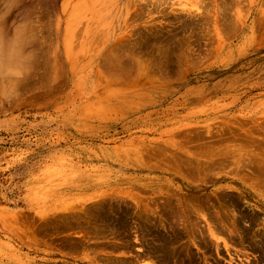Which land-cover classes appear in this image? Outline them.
<instances>
[{
	"label": "rangeland",
	"instance_id": "rangeland-1",
	"mask_svg": "<svg viewBox=\"0 0 264 264\" xmlns=\"http://www.w3.org/2000/svg\"><path fill=\"white\" fill-rule=\"evenodd\" d=\"M263 238L264 0H0V264H264Z\"/></svg>",
	"mask_w": 264,
	"mask_h": 264
},
{
	"label": "bare ground",
	"instance_id": "bare-ground-1",
	"mask_svg": "<svg viewBox=\"0 0 264 264\" xmlns=\"http://www.w3.org/2000/svg\"><path fill=\"white\" fill-rule=\"evenodd\" d=\"M229 12H230V11H229ZM177 17H178V16H177ZM224 25H225V24H224ZM230 25H231V24H230ZM233 25H234V24H233ZM201 27H202V26H201ZM170 43H171V42H170ZM151 44H152V43H151ZM151 44H150V45H151ZM169 47H170V46H169ZM131 48H132V47H131ZM123 49H124V48H123ZM120 51L122 52L123 50L120 49ZM123 53H124V52H123ZM128 54H129V53H128ZM177 54H178V53H177ZM135 56H136V55H135ZM124 58H125V57H124ZM166 58H167V57H166ZM140 66H141V65H140ZM232 129H233V128H232ZM181 138H182V137H181ZM223 140H224V139H223ZM223 140H222V141H223ZM236 140H237V139H236ZM255 140H256V139H255ZM224 142H225V141H224ZM236 142H237V141H236ZM238 142H239V141H238ZM220 144H221V143H220ZM257 144H258V143H257ZM261 146H262V145H261ZM203 153H204V152H203ZM151 154H152V153H151ZM211 155H212V154H211ZM127 156H128V155H127ZM150 156H151V155H150ZM261 156H262V155H261ZM137 157H138V156H137ZM145 158H147V156H146ZM155 158H156V157H155ZM128 159H129V158H128ZM148 159H149V158H148ZM142 160H143V159H142ZM145 161H146V160H145ZM216 161H218V160H216ZM193 162H194V161H193ZM218 162H220V161H218ZM164 163H165V162H164ZM166 163H167V162H166ZM213 163H215V162H213ZM216 163H217V162H216ZM177 164H178V163H177ZM217 164H218V163H217ZM174 166H176V165H174ZM178 166H180V165H178ZM181 166H183V165H181ZM181 166H180V168H181ZM199 166H200V165H199ZM217 166H218V165H217ZM187 167H188V166H187ZM254 167H255V166H254ZM257 167H258V166H257ZM178 168H179V167H178ZM204 169H205V168H204ZM217 169H218V168H217ZM256 169H257V168H256ZM256 169H255V170H256ZM257 170H258V169H257ZM257 170H256V171H257ZM262 170H263V169H262ZM181 171H182V170H181ZM202 171H203V170H202ZM178 172H179V171H178ZM185 172H187V171L185 170ZM262 172H263V171H262ZM262 172H260L259 174H261ZM255 173H256V172H255ZM257 173H258V171H257ZM190 174H191V173H190ZM193 175H194V174H193ZM256 175H257V174H256ZM203 176H204V175H203ZM194 177H195V176H194ZM194 177H193V178H194ZM262 177H263V176H262ZM204 178H205V177H204ZM258 179H259V178H258ZM260 183H261V182H260ZM260 183H259V184H260ZM256 185H257V184H256ZM261 187H262V186H261ZM257 188H258V187H257ZM149 191H150V190H149ZM143 192H144V191H143ZM178 192H179V191H178ZM166 194H167V193H166ZM172 196H173V195H172ZM182 198H183V197H182ZM111 199H112V198H111ZM171 199H172V198H171ZM173 199L175 200V198H173ZM117 200H118V199L116 198V201H117ZM179 200H180V199H179ZM106 201H107V200H106ZM126 201H127V200H126ZM146 201H147V200H146ZM149 201H150V200H149ZM163 201H164V200H163ZM181 201H183V199H182ZM231 201H232V200H231ZM102 202H103V201H102ZM124 202H125V201H124ZM147 202H148V201H147ZM150 202H151V201H150ZM150 202H149V204H150ZM154 202H155V201H154ZM157 202L159 203V201H157ZM157 202H155V203H157ZM167 202H168V201H167ZM183 202H184V201H183ZM111 203H113L112 200H111ZM120 203H121V202H120ZM151 203H152V202H151ZM158 203H157V204H158ZM160 203H161V202H160ZM162 203H163V202H162ZM162 203H161V204H162ZM126 204H127V203H126ZM149 204H148V205H149ZM167 204H168V203H167ZM176 204H177V201H176ZM176 204H175V205H176ZM190 204H191V203H190ZM193 204H194V203H193ZM98 205H99V204H98ZM122 205H123V204H122ZM128 205H129V204H128ZM128 205H127V206H128ZM131 205H132V204H131ZM131 205H130V206H131ZM151 205H152V204H151ZM171 205H172V204H171ZM177 205H178V204H177ZM99 206H100V205H99ZM108 206H109V205H108ZM110 206H111V205H110ZM116 206H117V205H116ZM124 206H125V205H124ZM138 206H139V205H138ZM141 206H142V205H141ZM141 206H139V207L141 208ZM154 206H156V205H154ZM154 206H153V207H154ZM162 206H163V205H162ZM183 206H184V205H183ZM219 206H220V205H219ZM97 207H98V206H97ZM97 207H96V209H97ZM101 207H102V206H101ZM132 207H133V206H132ZM143 207H144V206H143ZM159 207H160V206H159ZM167 207H168V206H167ZM171 207H173V206H171ZM180 207H181V205H180ZM185 207H186V206H185ZM98 208H99V207H98ZM134 208H135V207H134ZM154 208H155V207H154ZM162 208H163V207H162ZM144 209H145V207H144ZM147 209H148V208H147ZM155 209H157V207H156ZM182 209H184V208L182 207ZM196 209H197V208H196ZM217 209H218V208H217ZM133 210H134V209H133ZM133 210H132V211H133ZM157 210H158V209H157ZM169 210H170V209H169ZM197 210H198V209H197ZM197 210H196V211H197ZM212 210H213V209H212ZM212 210H211V211H212ZM94 211H96V210H94ZM102 211H103V210H102ZM144 211H146V210H144ZM155 211H156V210H155ZM211 211H210V212H211ZM215 211H216V210H215ZM147 212H148V210H147ZM182 212H183V211H182ZM218 212H219V211H218ZM229 212H230V211H229ZM111 213H112V212H111ZM139 213H140V212H139ZM151 213H152V212H151ZM151 213H150V214H151ZM166 213H167V212H166ZM190 213H191V211H190ZM197 213H198V212H197ZM234 213H235V212H234ZM129 214H130V213H129ZM137 214H138V213H137ZM148 214H149V213H148ZM180 214H182V213H180ZM187 214H189V213L187 212ZM191 214H192V213H191ZM213 214H214V213H213ZM213 214H212V215H213ZM90 215L93 216L92 213H91ZM112 215H113V214H112ZM134 215H135V213H134ZM173 215H174V212H173ZM208 215H209V214H208ZM219 215H220V214H219ZM226 215H227V214H226ZM91 216H89V217H91ZM95 216H96V215H95ZM170 216H171V215H170ZM174 216H175V215H174ZM213 216H216V215L214 214ZM231 216H233V213H232ZM89 217H88V219H89ZM145 217H146V216H145ZM152 217H154V215H153ZM171 217H172V216H171ZM184 217H185V216H184ZM189 217H190V216H189ZM208 217H209V216H208ZM208 217H207V218H208ZM210 217H211V216H210ZM210 217H209V218H210ZM216 217H217V216H216ZM239 217H240V216H239ZM92 218H94V217H92ZM139 218H140V214H139L138 219H139ZM143 218H144V217H143ZM147 218H148V217H147ZM157 218H158V217H157ZM159 218H160V217H159ZM181 218H182V217H181ZM225 218H226V217H225ZM160 219H162V218H160ZM231 219H232V218H231ZM156 220H157V219H156ZM170 220H171V219H170ZM179 220H180V218H179ZM182 220H183V219H182ZM209 220H210V219H209ZM214 220H215V219H214ZM214 220H213V222H214ZM229 220H230V219H229ZM229 220H228V221H229ZM89 221H90V220H89ZM142 221H143V220H142ZM149 221H150V220H149ZM185 221H186V219H185ZM185 221H183V222H185ZM215 221H216V220H215ZM225 221H227V219H226ZM228 221H227V222H224V223H228ZM232 221H234V218H233ZM232 221H231V222H232ZM241 221H242V220H241ZM27 222H28V221H27ZM73 222H74V221H73ZM82 222H83V221H82ZM107 222H108V221H107ZM144 222H146V221H144ZM181 222H182V221H181ZM189 222H190V221H189ZM69 223H70V222H69ZM83 223H84V222H83ZM86 223H87V222H86ZM90 223H91V222H90ZM92 223H93V222H92ZM108 223H109V222H108ZM152 223H153V222H152ZM158 223L160 224V222H158ZM162 223H163V222H162ZM166 223H167V222H166ZM179 223H180V222H179ZM211 223H212V222H211ZM224 223H223V224H224ZM234 223H235V222H234ZM54 224H55V223H54ZM87 224H88V223H87ZM87 224H86V225H87ZM98 224H100V223H98ZM101 224H102V223H101ZM103 224H104V223H103ZM110 224H111V223H110ZM156 224H157V223H156ZM201 224H202V223H201ZM243 224H244V223H243ZM255 224H256V222H255ZM78 225H79V224H78ZM80 225H81V224H80ZM86 225H85V226H86ZM138 225H139V224H138ZM162 225H163V224H162ZM162 225H161V226H162ZM213 225H214V223H213ZM218 225H219V228H220V225L222 226L221 223H220V224L218 223ZM232 225H233V223H232ZM87 226H88V225H87ZM92 226H95V225L92 224ZM106 226H107V225H106ZM131 226H132V225H131ZM169 226H170V225H169ZM178 226H179V225H178ZM185 226H186V225H185ZM187 226H188V225H187ZM47 227H48V226H47ZM90 227H91V226H90ZM153 227H154V226H153ZM179 227H180V226H179ZM182 227H184V226H182ZM202 227H203V226H202ZM212 227H216V226H212ZM223 227H224V226H222L221 228H223ZM235 227H237V226H235ZM54 228H55V227H54ZM128 228H129V227H128ZM184 228H185V227H184ZM187 228H188V227H187ZM216 228H217V227H216ZM221 228H220V230L222 231L223 229H221ZM227 228L229 229L230 227H227ZM233 228H234V227H233ZM254 228H255V227H254ZM89 229H90V228H89ZM99 229H101V227H100ZM104 229H105V228H104ZM131 229H132V228H131ZM135 229H136V228H135ZM158 229H159V228H158ZM189 229H190V228H189ZM195 229H196V228H195ZM202 229H203V228H202ZM231 229H232V228H230V229L228 230L229 233H230V232H231V233L233 232V231H230ZM113 230H114V229H113ZM164 230H165V229H164ZM166 230H167V228H166ZM183 230H184V229H183ZM185 230H186V229H185ZM190 230H191V229H190ZM199 230H200V229H199ZM214 230H215V229H214ZM216 230H217V232H218L217 234H219V229H216ZM216 230H215V231H216ZM232 230H235V229H232ZM238 230H239V229H238ZM238 230H237V231H238ZM135 231H136V230H135ZM179 231H180V230H179ZM187 231H188V230H187ZM203 231H205V230H202L201 232H203ZM225 231H226V230H225ZM108 232H109V231H108ZM111 232H112V230H111ZM163 232H164V231H163ZM184 232H186V231H184ZM184 232H183V233H184ZM188 232H189V231H188ZM195 232H196V230H195ZM209 232H210V231H209ZM238 232H239V231H238ZM238 232H237V233H238ZM240 232H241V231H240ZM16 233H17V232H16ZM170 233H171V232H170ZM204 233H205V232H204ZM204 233H202V234H204ZM225 233H226V232H225ZM227 233H228V232H227ZM229 233H228V234H229ZM231 233H230V235L234 234V233H232V234H231ZM115 234H116V233H115ZM176 234H177V233H176ZM189 234H190V233H189ZM205 234H206V233H205ZM210 234H211V233H210ZM238 234H239V233H238ZM250 234H251V233H250ZM253 234H254V233H253ZM183 235H184V234H183ZM198 235H199V234H198ZM225 235H227V234H225ZM240 235H241V234H240ZM172 236H173V235H172ZM178 236H179V235H178ZM178 236H177V237H178ZM190 236H191V235H190ZM196 236H197V234H196ZM196 236H195V237H196ZM201 236H202V235H201ZM205 236H206V235H205ZM227 236H228V235H227ZM168 237H169V236H168ZM179 237H180V236H179ZM186 237H187V236H186ZM188 237H189V236H188ZM193 237H194V236H193ZM193 237H192V238H193ZM228 237H229V236H228ZM148 238H150V237L148 236ZM203 238H204V236H203ZM225 238H226V236H225ZM240 238H241V237H240ZM257 238H258V237H257ZM125 239H126V238H125ZM128 239H129V238H128ZM227 239H228V238H227ZM252 239H253V238H252ZM252 239H251V240H252ZM255 239H256V238H255ZM258 239H259V238H258ZM263 239H264V238H263ZM105 240H106V239H105ZM163 240H164V239H163ZM170 240H171V239H170ZM176 240H177V239H176ZM200 240H201V239H200ZM237 240H238V239H237ZM240 240H241V239H240ZM156 241H157V240H156ZM161 241H162V240H161ZM167 241H169V240H167ZM179 241H180V240H179ZM188 241H189V240H188ZM197 241H198V240H197ZM208 241H209V240H208ZM226 241H227V240H226ZM228 241H230V240H228ZM231 241H232V240H231ZM194 242H195V241H194ZM202 242H204V240H202ZM238 242H240V241H238ZM150 243H151V242H150ZM184 243H185V242H184ZM186 243H187V242H186ZM186 243H185V244H186ZM229 243H230V242H229ZM144 244H145V242H144ZM155 244H156V243H155ZM173 244H174V243H173ZM182 244H183V243H182ZM182 244H180V245H182ZM200 244H201V243H200ZM209 244H210V243H209ZM212 244H213V243H212ZM238 244H239V243H238ZM241 244H242V243H241ZM145 245H146V244H145ZM165 245H167V244H165ZM187 245H188V244H187ZM210 245H211V244H210ZM123 246H124V245H123ZM126 246H127V245H125V247H126ZM150 246H151V245H150ZM174 246H176V245L174 244ZM178 246H179V244H178ZM190 246H191V245H190ZM145 247H146V246H145ZM212 247H213V246H212ZM240 247H242V246H240ZM247 247H248V245H247ZM263 247H264V246H263ZM134 248H135V247H134ZM147 248H148V247H147ZM179 248H180V246H179ZM179 248H178V250H179ZM181 248H183V247H181ZM189 248H190V247H189ZM202 248H204V247H202ZM243 248H244V247H243ZM142 249H143V248H142ZM147 250H148V249H147ZM181 250H182V249H181ZM206 250H207V249H206ZM210 250H211V248H210ZM148 252H150V251H148ZM181 252H182V251H181ZM206 252H207V251H206ZM249 252H250V251H249ZM14 254H15V253H14ZM147 254H148V253H147ZM149 254H150V253H149ZM149 254H148V255H149ZM157 254H159V253H157ZM161 254H162V253H161ZM181 255H183V254L181 253ZM184 255H185V254H184ZM185 256H186V255H185ZM244 256H245V255H244ZM139 257H140V256H139ZM190 257H191V256H190ZM144 258H145V257H144ZM146 258H147V257H146ZM146 258H145V259H146ZM174 258H175V257H174ZM187 259H189V258H187ZM143 260H144V259H143ZM143 260H142V261H143ZM198 260H199V258H198ZM107 261H108V260H107ZM110 261H111V260H110ZM119 261H120V260H119ZM130 261H131V260H130ZM147 261H148V260H147ZM97 262H98V261H97ZM99 262H100V261H99ZM145 262H146V260H145ZM153 262H154V261H153ZM255 263H256V262H255ZM95 264H96V263H95ZM102 264H103V263H102ZM148 264H149V263H148ZM150 264H151V263H150ZM173 264H174V261H173Z\"/></svg>",
	"mask_w": 264,
	"mask_h": 264
}]
</instances>
